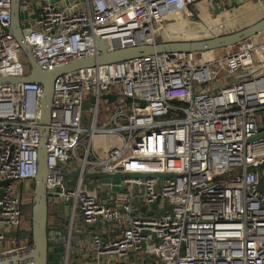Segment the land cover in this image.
Returning a JSON list of instances; mask_svg holds the SVG:
<instances>
[{"label":"built area","instance_id":"2783aa9c","mask_svg":"<svg viewBox=\"0 0 264 264\" xmlns=\"http://www.w3.org/2000/svg\"><path fill=\"white\" fill-rule=\"evenodd\" d=\"M203 1L61 0L63 7L45 1L25 39L37 64L54 71L99 57L97 39L109 52L156 46L166 15L198 17L193 7ZM207 1L211 14L214 2ZM252 1L264 7V0ZM11 17V0H0V76L20 78L29 68L9 31ZM262 35L231 53H153L56 79L46 186L54 194L60 188L61 203L70 207V224L57 230L67 236L64 264H79L73 246L78 213L86 226L116 234L105 239L97 229L91 235L92 264L141 253L158 264H264V138L249 141L264 129ZM106 94H116L115 102L102 100ZM91 96L94 121L84 127ZM42 97L38 83L0 84V182L11 181L0 187V264H17L13 259L32 249L17 237L27 190L13 182L31 184L38 175ZM104 102L113 111L98 127ZM98 134L114 139L103 156L94 145ZM75 163L79 175L71 176ZM94 172L170 177L121 179L117 192L102 196L97 180L85 178ZM136 192L143 206L134 203ZM155 204L151 213L142 211Z\"/></svg>","mask_w":264,"mask_h":264},{"label":"water","instance_id":"95a60500","mask_svg":"<svg viewBox=\"0 0 264 264\" xmlns=\"http://www.w3.org/2000/svg\"><path fill=\"white\" fill-rule=\"evenodd\" d=\"M11 22L13 33L12 36L17 41L22 54L27 58L29 62L28 75L20 78L16 77H2L0 76V84H19V83H38L43 87V97L41 99L40 109V135H39V172L34 179V191L32 200V238L33 244L30 252L21 254L13 259V263L31 262L32 264H64L66 255V241L67 236L62 233L59 235L58 231L49 232V223H57L58 230H63L66 224H70L71 215L69 203L62 204L59 199L61 189H57L56 194L47 190V177L49 174L47 165V138L49 134V126L51 122V111L53 107V97L55 91L56 79L65 73H72L79 69L89 68L96 64H106L126 61L132 58L143 57L153 53H203L209 51H216L233 47L236 44L251 39L264 32V18L256 22L255 24L248 26L241 30H236L229 34L215 35L207 39H199L193 41H175L159 43L156 46H141L136 48H129L119 50L115 52H109L107 42L102 39H97L96 45L100 52L99 57L80 59L71 62L65 66L57 68L54 71H44L35 61L30 45L25 39V31L31 27V21L39 18L40 4L45 1L51 3H59L61 7L63 4L61 0H11ZM220 2L228 1L225 9H230L234 6H239L244 2L251 0H218ZM33 9L34 14H30V9ZM210 7L208 8V10ZM208 10H206L208 12ZM215 15L221 13L219 4H214ZM102 100H109L115 102L116 94H106L101 96ZM129 103H139L141 107L146 105V102L129 97L127 99ZM96 97L91 96L90 103L94 104ZM175 104H179L180 101L173 100ZM260 132L249 141H257L264 138V129L260 128ZM61 165V164H58ZM79 172L76 171L71 176H78ZM67 178L70 175H66ZM157 178V177H170L169 175H140L134 173H115L109 174L104 172H94L85 175L87 179L97 180L101 189L105 192H117L119 188L117 184L119 180L125 178ZM11 181L4 180L0 182V187L9 184ZM113 185V187L111 186ZM115 185V186H114ZM159 201H157L158 203ZM152 207H145L143 211L151 213ZM58 212L60 216L65 215L64 220L57 216L49 214L50 208ZM60 223V224H59ZM60 257V258H59ZM148 259L155 258L154 256L147 255ZM4 264H9L5 261ZM140 264V263H138Z\"/></svg>","mask_w":264,"mask_h":264},{"label":"rangeland","instance_id":"374dc122","mask_svg":"<svg viewBox=\"0 0 264 264\" xmlns=\"http://www.w3.org/2000/svg\"><path fill=\"white\" fill-rule=\"evenodd\" d=\"M254 2V1H253ZM204 2H200L198 5H195L193 7L195 13L198 12L199 6L203 5ZM255 6H251L248 11H244L240 14H237L236 16L233 17V20H228L227 19L223 21L221 19L222 17L217 18L213 12V9H211V14H209L207 11L201 12V14L198 15V17L195 15L194 18L192 19H187L185 16H181L177 14L176 12L172 14L166 15L164 18L165 24H167V27L164 29L168 33L165 32V34L169 35L171 32H173V39L177 40H198V39H207L212 37V33L209 32L210 30L206 28V25L214 31L215 35H224V34H229L232 33L236 30H241L244 29L248 26H251L261 20L264 17V9L262 8L261 5L257 4L254 2ZM206 4H204L205 6ZM203 15V17L201 16ZM200 20H207V23L202 24ZM223 24V25H222ZM189 26V27H186ZM209 30V31H208ZM162 32V31H161ZM161 34V33H160ZM164 34V31L162 32ZM259 37L263 36L262 33L261 35H257ZM257 36L253 37L256 38ZM252 39V38H251ZM232 47L226 48V49H221L216 51V54H223V53H231L232 52ZM25 66L30 67L29 62L27 58H25ZM90 101L87 100L84 105V112L87 113V120L84 119L83 126L84 127H91L93 124V117L91 116V109L92 105L87 103ZM117 103V102H116ZM120 103V100L118 104ZM124 104V103H123ZM113 109L110 108V104L107 102H104L101 106V111L98 116V121H97V126L99 127L101 123L105 120L106 116L111 115ZM107 116V118H108ZM108 138L104 137L103 135H96L94 139V145L95 147H105L107 144H109ZM78 164H72L71 165V174L77 171L76 168H78ZM260 171H264V165L260 168ZM13 185L15 188L18 190L24 189L27 190L25 193V201L28 202L29 200H33V191L32 188L29 184L24 183L22 185H19L17 182H13ZM78 217L80 216V213L77 215ZM77 217V218H78ZM32 219V210L28 213L27 210L24 211V217H23V228H28L30 229V220ZM15 245V244H13Z\"/></svg>","mask_w":264,"mask_h":264},{"label":"crops","instance_id":"0c3cea01","mask_svg":"<svg viewBox=\"0 0 264 264\" xmlns=\"http://www.w3.org/2000/svg\"><path fill=\"white\" fill-rule=\"evenodd\" d=\"M203 5L199 6V10L198 13L201 14V12H205L206 10H208L209 8V1H203ZM214 4H219L220 8H221V13L219 15H215L217 18L222 17L221 19L226 20L227 22H229L228 20H233V17L236 16L237 14H240L242 12H244L245 10L248 11V9H250L251 6H255L254 2L248 1V2H244L243 4L239 5V6H234L230 9H225L224 6H226L228 4V1H223L220 2L218 0H213ZM204 4H206L204 6ZM41 5V4H40ZM262 8L264 9V7L262 6ZM11 10H12V1H11ZM30 14L33 15L34 11L31 8L30 9ZM210 14V13H209ZM182 17L184 16L183 14H179ZM203 17V15H201ZM189 20V19H188ZM35 19L31 21L32 26H34L35 23ZM202 24L207 23V20L203 21L200 20ZM164 22V29L167 27V24H165L166 21ZM223 25V24H222ZM186 27H189L186 25ZM206 28L209 29L208 31L212 33L213 35V30H211L207 25ZM9 31L10 33H13V28H12V22L10 24L9 27ZM164 31V34H162V32ZM161 32V35L158 38V42L159 43H166V42H175V41H186V40H177V39H173V32H171V34L167 35L165 34L168 33L166 30H163ZM199 40V39H198ZM188 41V40H187ZM191 41V40H189ZM109 142L111 143L114 139L113 138H109L108 139ZM97 150L99 152L100 155H104L106 148L105 147H97ZM98 182V181H97ZM96 181H93V183H95L94 185H100V183L98 184ZM108 192H105L101 189V195L105 196V194H107ZM138 192H136V197H135V201L134 203L138 206H143L144 205V200H143V195L137 194ZM143 211V209H142ZM100 232L102 234V236L105 239H108L109 237H116V234H114V232L112 233V231H110L109 229H101L98 227H91V226H86V224L84 223L83 219L81 216H79L74 224V232H73V246L75 249V256H74V261H77V263L79 264H92L93 260L92 258L88 257L89 252L91 251V235L97 231ZM111 232V233H110ZM77 252V253H76ZM158 264V260L156 258H151L148 259L147 256H143V253L139 254H135L132 255L129 259H125V261L120 262V263H116V264Z\"/></svg>","mask_w":264,"mask_h":264},{"label":"trees","instance_id":"16d2710c","mask_svg":"<svg viewBox=\"0 0 264 264\" xmlns=\"http://www.w3.org/2000/svg\"><path fill=\"white\" fill-rule=\"evenodd\" d=\"M87 103H89V102H87ZM85 120H87V118H85ZM261 174H262L261 188L264 189V171L261 172ZM29 185L31 186L32 191H34L35 184L34 183H31ZM23 207H24V210L25 211L27 210V212L29 213L32 210V200H29L28 202L25 201ZM30 221H31L30 222V225H29L30 226V229L23 228L22 231L18 232L17 237H23V238L27 239L28 242L32 245L33 244V238H32V219ZM49 230H51V229L49 228Z\"/></svg>","mask_w":264,"mask_h":264},{"label":"flooded vegetation","instance_id":"af4514ba","mask_svg":"<svg viewBox=\"0 0 264 264\" xmlns=\"http://www.w3.org/2000/svg\"><path fill=\"white\" fill-rule=\"evenodd\" d=\"M33 183H34V181H33ZM49 214H51L52 216L60 217V218H62V220H64V218H65V215L60 216L58 212L56 213V211L53 209V207L50 208ZM54 225L56 226L57 223H55V224L49 223V228L51 229V230H49V232H53V231L56 232L58 230V229H56V227H53Z\"/></svg>","mask_w":264,"mask_h":264},{"label":"bare ground","instance_id":"6f19581e","mask_svg":"<svg viewBox=\"0 0 264 264\" xmlns=\"http://www.w3.org/2000/svg\"><path fill=\"white\" fill-rule=\"evenodd\" d=\"M213 34H215L214 32H213ZM161 35V34H160Z\"/></svg>","mask_w":264,"mask_h":264}]
</instances>
